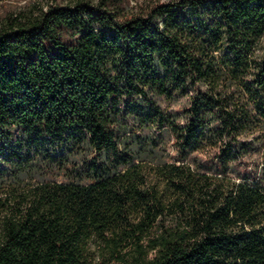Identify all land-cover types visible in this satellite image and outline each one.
Segmentation results:
<instances>
[{
    "label": "trees",
    "instance_id": "obj_1",
    "mask_svg": "<svg viewBox=\"0 0 264 264\" xmlns=\"http://www.w3.org/2000/svg\"><path fill=\"white\" fill-rule=\"evenodd\" d=\"M0 264H264V0L1 15Z\"/></svg>",
    "mask_w": 264,
    "mask_h": 264
},
{
    "label": "rangeland",
    "instance_id": "obj_2",
    "mask_svg": "<svg viewBox=\"0 0 264 264\" xmlns=\"http://www.w3.org/2000/svg\"><path fill=\"white\" fill-rule=\"evenodd\" d=\"M33 1L46 4V2H49L50 0H0V16Z\"/></svg>",
    "mask_w": 264,
    "mask_h": 264
}]
</instances>
